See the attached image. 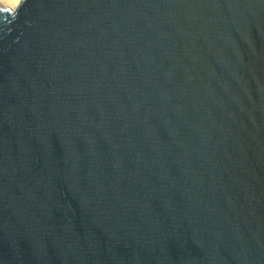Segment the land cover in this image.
<instances>
[{
  "label": "water",
  "instance_id": "obj_1",
  "mask_svg": "<svg viewBox=\"0 0 264 264\" xmlns=\"http://www.w3.org/2000/svg\"><path fill=\"white\" fill-rule=\"evenodd\" d=\"M0 264H264V0L0 6Z\"/></svg>",
  "mask_w": 264,
  "mask_h": 264
},
{
  "label": "bare ground",
  "instance_id": "obj_2",
  "mask_svg": "<svg viewBox=\"0 0 264 264\" xmlns=\"http://www.w3.org/2000/svg\"><path fill=\"white\" fill-rule=\"evenodd\" d=\"M4 1H6L7 5H9V6L6 5V7L11 8L10 5L13 6V7H15L17 5V3H18L19 0H4ZM0 6H3V5H1V3H0ZM3 8H5V6H3Z\"/></svg>",
  "mask_w": 264,
  "mask_h": 264
},
{
  "label": "rangeland",
  "instance_id": "obj_3",
  "mask_svg": "<svg viewBox=\"0 0 264 264\" xmlns=\"http://www.w3.org/2000/svg\"><path fill=\"white\" fill-rule=\"evenodd\" d=\"M0 3H1V5L5 6V7L7 5L6 1H4V0H1ZM7 6H9V5H7ZM10 7L13 8V9L15 8V7L11 6V5H10Z\"/></svg>",
  "mask_w": 264,
  "mask_h": 264
}]
</instances>
